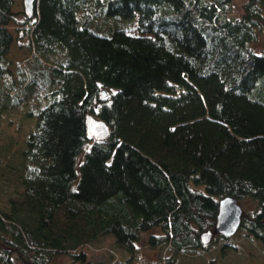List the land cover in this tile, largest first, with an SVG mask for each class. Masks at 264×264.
Wrapping results in <instances>:
<instances>
[{"label":"trees","instance_id":"trees-1","mask_svg":"<svg viewBox=\"0 0 264 264\" xmlns=\"http://www.w3.org/2000/svg\"><path fill=\"white\" fill-rule=\"evenodd\" d=\"M233 1L0 0V264H134L143 238L154 263H213L238 246L201 240L228 195L264 246V0Z\"/></svg>","mask_w":264,"mask_h":264},{"label":"rangeland","instance_id":"rangeland-1","mask_svg":"<svg viewBox=\"0 0 264 264\" xmlns=\"http://www.w3.org/2000/svg\"><path fill=\"white\" fill-rule=\"evenodd\" d=\"M246 0H234L233 1V15H240L242 14V5ZM14 7L16 10L23 12L24 11V4L23 0H14ZM10 28L14 31L16 39L19 37V32L16 30V25L14 22L10 25ZM260 39L258 42L255 43V46L259 50H264V29L260 33ZM19 44L18 40L16 41V45ZM16 45H13L11 48V51L8 55V57L15 61L17 59H23L27 55H29V51L27 49H19ZM12 69H14V64L11 66ZM35 107V106H34ZM35 111V109H33ZM36 119V117H35ZM28 134V133H27ZM89 146V145H87ZM86 154V150L82 152L79 155V161L82 162ZM9 175V174H8ZM16 172H11L10 177L12 178V182L14 185H18L19 181L15 178ZM20 185H18L16 188H19ZM0 191L3 192V195L9 196L11 194L15 193L14 187L8 188L6 186H0ZM4 203V202H3ZM241 205L243 206V209L245 213L252 212L255 208V202L251 198H244L240 200ZM2 204V203H1ZM154 231H157L154 230ZM217 233V232H215ZM217 235V234H216ZM234 240H229L231 244L236 242L238 245L237 248L227 245V249L224 251L223 255L218 254L216 255V251L218 247L222 244V242L226 241L225 239H222L221 237H218V243L215 245H211L210 249L207 250L203 255L200 253V257L202 259H207L205 256L209 255L213 256V263L208 264H264V246H262L258 241L254 240L253 238L246 235V230L242 229L239 230L234 235ZM104 244V243H102ZM105 245V244H104ZM139 249L136 252V260L134 261V264H157L154 263V260L158 258L159 255L168 254L169 251L166 253V249L163 248L162 250L158 251L157 249L149 248L146 244V240L143 238L138 242ZM212 248V249H211ZM214 249V250H213ZM163 250H165V253H163ZM105 246L101 251H94L90 250V259L95 263H107L106 255H105ZM163 253V254H162ZM178 255V257H177ZM175 255L176 264H182L181 261L185 262H191L192 264H206V262L203 263V261H196L195 258L189 259L188 257H194L193 254L189 253L187 254H177ZM198 255H195V257H198ZM181 257V259H179ZM180 260V262H179ZM62 263L67 264L68 257H64L62 260ZM14 264H24L20 258L15 256L14 258Z\"/></svg>","mask_w":264,"mask_h":264},{"label":"water","instance_id":"water-1","mask_svg":"<svg viewBox=\"0 0 264 264\" xmlns=\"http://www.w3.org/2000/svg\"><path fill=\"white\" fill-rule=\"evenodd\" d=\"M37 0H23L24 12L28 15L34 13ZM103 92V96H104ZM87 135L89 138L104 140L110 135L109 125L93 113L87 115ZM243 206L234 196L228 195L220 199L219 210L214 229H209L201 233L203 243H208L214 233H221L226 237L235 235L242 222Z\"/></svg>","mask_w":264,"mask_h":264}]
</instances>
